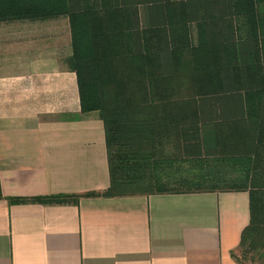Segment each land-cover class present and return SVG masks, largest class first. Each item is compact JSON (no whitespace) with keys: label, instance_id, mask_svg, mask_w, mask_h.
<instances>
[{"label":"crops","instance_id":"0c3cea01","mask_svg":"<svg viewBox=\"0 0 264 264\" xmlns=\"http://www.w3.org/2000/svg\"><path fill=\"white\" fill-rule=\"evenodd\" d=\"M211 1L209 17L223 19L220 0ZM137 9L142 22L151 20L145 6ZM58 22L68 29L63 46L43 39L44 25ZM69 27L65 17L0 24V264H240L234 254L252 221L248 190L102 195L111 186L106 130L99 112L82 111L78 77L66 63ZM216 49L203 48L197 67L214 68ZM229 125L201 148L245 152L247 125ZM157 143L169 155L184 146L166 135ZM156 164L158 180L187 172L182 160ZM92 192L101 195L86 196Z\"/></svg>","mask_w":264,"mask_h":264},{"label":"trees","instance_id":"16d2710c","mask_svg":"<svg viewBox=\"0 0 264 264\" xmlns=\"http://www.w3.org/2000/svg\"><path fill=\"white\" fill-rule=\"evenodd\" d=\"M174 1L0 0V22L69 18L73 55L66 63L77 74L82 111L99 112L106 130L111 186L103 196L248 190L252 221L240 244L248 256L264 245V87L250 84L258 63L264 65V9L259 10L264 0H220L223 19L209 17L211 0ZM138 5L145 6L151 20L139 19ZM192 24H197L196 38ZM212 46L218 49L211 56L221 55L225 70L194 69L203 87L193 96L168 95L166 84L175 82L149 76L150 65L144 70L182 50L190 51L197 66L206 56L202 49ZM204 73L215 79L220 74L227 84L217 79L212 88ZM235 77L239 82L228 86ZM230 123L247 125L245 152L201 148V141L208 136L214 141L216 131L227 130ZM165 135L181 138L184 146L169 155L157 143ZM165 159L182 160L186 174L158 180L156 162Z\"/></svg>","mask_w":264,"mask_h":264},{"label":"rangeland","instance_id":"374dc122","mask_svg":"<svg viewBox=\"0 0 264 264\" xmlns=\"http://www.w3.org/2000/svg\"><path fill=\"white\" fill-rule=\"evenodd\" d=\"M61 17L68 18L67 16H60L58 18H61ZM53 19H56V18H53ZM51 20L52 19L36 20V21L17 20V21L0 22V24L13 23V22H18V21H31V22H37V21L43 22L44 21V22H46V21H51ZM68 20H69V18H68ZM58 25L59 26L57 28L53 29V27H55L56 25L45 24L44 28L46 27V36H45V38L43 37V39H44V41H51L52 39H58L61 42V45L63 46L64 45V41H63L64 35L68 32V29L67 30L64 29L65 22H58ZM29 26H27V27L29 28ZM69 26H70V22H69ZM31 27H34V26H31ZM47 28H50L51 30L47 31ZM69 30L71 33L70 27H69ZM55 32L58 33L59 35L55 36L54 35ZM174 49L175 48H173V51H174ZM180 53H182V54H180ZM209 55H210V53H209ZM167 56H171L170 59L167 58ZM212 57L213 58H211L209 63H211V65H213L214 68L218 69L217 73H219V71H221V70H225L224 69L225 65H224L222 57L220 56V58H219V56H217V55H212ZM205 59H206V57L204 58V60ZM208 60H209V58H208ZM165 61L171 62V67H172V68H170V70L167 74H163L164 73L163 68H161L163 66V63L161 64L162 61H158L157 59L155 61H153L154 65L144 63V64H146V67L144 68V70H146V68H149L148 65H150V72L152 74H150L149 76L153 77L154 79H155V77L157 78L158 76H164V79H170V80H172V83L175 82V84H172L173 85L172 87H169V85L166 84V86H167L166 87V93H167V90L169 91L168 95L175 94V97L178 95L193 96V95H195L201 91V88L203 86H202V83L200 80V76L197 75L196 71H194V69H198V67L192 63L191 53L189 50L170 52L169 54H166L164 56L163 62H165ZM173 63H174V66H173ZM262 66H264L262 63H258L257 67L255 68L257 70V72L254 73V75H253V73H251V75H252V77L250 78L251 87H257V86L264 87V67H262ZM135 68H134V66H132L131 70L133 71ZM172 75H173V77H172ZM219 75L220 74H216V79L213 75H211L209 77L211 79L209 81L210 83H208V84L213 86L212 88H214L215 83H217L216 82L217 79H221V80H223V84H227V81H224L223 76L220 75V77H218ZM207 78L208 77H206V80H207ZM196 79H198V81H196ZM235 82H239L237 77H235L234 79H231L228 86H231L230 83L234 84ZM205 85H206V82H205ZM162 86L165 87V84L163 83ZM237 86H238V84L236 86H233V87L237 88ZM172 88H173V90H172ZM263 253H264V245L254 254H249L248 256H244L241 251H238L236 256H237V258L241 264H264V258L262 257Z\"/></svg>","mask_w":264,"mask_h":264}]
</instances>
